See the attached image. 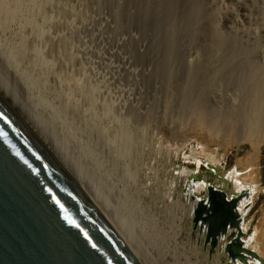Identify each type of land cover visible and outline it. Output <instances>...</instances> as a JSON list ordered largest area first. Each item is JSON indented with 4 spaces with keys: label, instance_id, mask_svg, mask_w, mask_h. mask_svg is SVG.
I'll list each match as a JSON object with an SVG mask.
<instances>
[{
    "label": "rangeland",
    "instance_id": "rangeland-1",
    "mask_svg": "<svg viewBox=\"0 0 264 264\" xmlns=\"http://www.w3.org/2000/svg\"><path fill=\"white\" fill-rule=\"evenodd\" d=\"M0 80L115 201L152 264L167 261L142 234L139 192L174 231L177 206H164L177 179L233 194L236 169L264 206V0H0ZM260 216L246 238L264 259ZM203 241H184L176 264H227Z\"/></svg>",
    "mask_w": 264,
    "mask_h": 264
},
{
    "label": "water",
    "instance_id": "water-1",
    "mask_svg": "<svg viewBox=\"0 0 264 264\" xmlns=\"http://www.w3.org/2000/svg\"><path fill=\"white\" fill-rule=\"evenodd\" d=\"M182 186L197 232L228 264H264L250 247V186ZM203 193V194H201ZM189 197V199L187 198ZM233 237L226 240L229 235ZM0 264H152L133 231L94 192L65 151L0 80Z\"/></svg>",
    "mask_w": 264,
    "mask_h": 264
},
{
    "label": "bare ground",
    "instance_id": "bare-ground-1",
    "mask_svg": "<svg viewBox=\"0 0 264 264\" xmlns=\"http://www.w3.org/2000/svg\"><path fill=\"white\" fill-rule=\"evenodd\" d=\"M243 5V4H242ZM240 6V5H239ZM239 9H240V7H239ZM241 10V13H240V16H241V21H245L246 19H247V15H246V12H245V9H240ZM239 16V17H240ZM5 80V79H4ZM7 82V81H6ZM8 83V82H7ZM9 84V83H8ZM6 87H7V84H6ZM8 88V87H7ZM15 92V91H14ZM17 93V92H16ZM14 95H15V93H14ZM18 95V94H17ZM18 99H19V97H18ZM21 99V98H20ZM22 104L24 105V103H23V101H22ZM25 106V105H24ZM26 107V106H25ZM261 115V114H260ZM252 117H254V116H252ZM253 119V118H252ZM254 121V120H253ZM257 122V121H256ZM262 123V122H261ZM246 134V133H245ZM250 134V133H249ZM251 136H253L252 134H251ZM251 138H249L248 140H250ZM254 139V138H253ZM258 140V139H257ZM251 142V141H250ZM262 143H264V141L262 142ZM253 144V143H252ZM256 148L258 149V147L260 146V143L258 142H256ZM257 152V151H256ZM209 158V160H212L211 159V157L210 156H208ZM213 163H215V162H213ZM82 170V169H81ZM89 173V172H88ZM178 173V172H177ZM241 175H242V173L241 172H239V171H237L236 169H234V170H232L231 171V173L229 174V178H230V180L231 181H234L233 183H234V187L236 188V190H243L247 185L243 182V180L240 178L241 177ZM83 176H85V175H83ZM85 178V177H84ZM86 179V181L87 182H89V180H87V178H85ZM90 185V184H89ZM185 185V184H184ZM204 181H193L192 182V186H191V189H192V191H196V192H200V191H202L203 190V188H204ZM91 186V185H90ZM179 186H183V185H180L179 183H178V181L177 180H175V181H173L172 182V184H171V188H170V192L168 193L169 195H168V197L170 196V198L168 199V205L167 204H165V206H164V208H167V209H171L172 207H174L175 205L177 206V208H176V212L178 213V219H176L172 224H170V225H172L171 227H175V224H176V228H175V231H174V229L172 228V229H168L167 227H165V228H163V226L161 225V224H159V221H158V218H160L161 217V215L162 214H160L161 212H160V206L158 205H156V206H154L153 208L151 207V206H148V204H146V199H147V197H146V195L147 194H145V193H143V191H141V192H139L140 193V196H139V198H138V202H139V204H137V205H140L139 206V208H137V206L135 207V208H137L138 209V211L137 212H140L139 214L142 216H139V217H141L142 219H141V227H142V231H144L142 234H146V231H147V233H151V234H148L150 237V240L154 243V244H156V251L157 252H159L161 255H162V257L164 258V261H167L166 263L167 264H176V262L177 263H179V261H180V259H182V257H183V259H185V260H187L186 258H188L187 256H188V253L185 251V254L187 255V256H185V254L184 255H178V254H176L177 252H180V251H182V253L184 252L183 251V249H182V247H183V245H184V241H185V244L186 245H189V247H191L190 249H192L193 247H195L194 246V244H196L195 242H197L198 240H199V242L203 239V238H201V237H203V236H201L200 237V235L198 234V235H194V237H193V235H192V239L194 240V243L193 244H191V238H190V235H189V232L187 231V233L185 232V234L179 229L180 227L179 226H181L183 223H190L189 222V218H191V214H192V208H193V206H194V204H195V201L194 200H191V199H189V197H187L189 200H190V202L188 203V205L186 204L187 203V201L185 200V196L184 195H181V197H180V193H178V187ZM161 187V186H160ZM250 188H252L251 190L252 191H254V194H255V190H254V188L251 186ZM103 189V188H102ZM106 189V188H105ZM163 189V188H162ZM104 191V190H103ZM102 191V192H103ZM97 192V191H96ZM159 192V191H158ZM161 192V191H160ZM98 193H99V191H98ZM97 193V195L100 197V198H103V197H101V195H102V193H100V194H98ZM111 194V193H110ZM254 194L252 195V197L250 198V199H243L244 201H245V203H246V205L247 204H249V202H251V200H253L252 198H253V196H254ZM104 196V195H103ZM107 195H105L104 197H106ZM125 197V196H124ZM155 197V196H154ZM157 197V196H156ZM176 197H177V202H175L176 201ZM108 198V197H107ZM120 198H122V197H120ZM159 198H160V196H159ZM111 198H109L108 200H110ZM127 199V198H126ZM182 199V200H181ZM105 202L107 201V200H104ZM113 202H115L114 200H112ZM112 201L110 202V203H108V204H111L112 203ZM122 201V200H121ZM183 202V204H185L186 206H185V209L183 208V205H182V202ZM153 202V201H152ZM159 202H160V200H159ZM252 202H254V200L252 201ZM127 203V202H126ZM130 203V202H129ZM128 203V204H129ZM135 203H137V202H134V204ZM158 203V202H157ZM156 203V204H157ZM175 203V204H174ZM107 204V205H108ZM118 204V203H117ZM131 204V203H130ZM133 205V204H132ZM171 205V206H170ZM174 205V206H173ZM245 205V204H244ZM124 206V205H123ZM153 206V205H152ZM126 207V206H125ZM142 207H144L145 209H147V211L145 212L144 210H142ZM180 207H182V208H180ZM115 208H117V207H115ZM114 208V210H113V212L116 214V209ZM132 209H134V208H132ZM131 209V210H132ZM162 209V208H161ZM129 210V209H128ZM135 210V209H134ZM133 210V211H134ZM175 210V209H174ZM118 211V210H117ZM123 211V210H122ZM119 212V211H118ZM120 212H121V209H120ZM189 212V213H188ZM132 213V212H131ZM134 213H136V212H134ZM186 213L189 215L188 217L189 218H185V215H186ZM119 214V213H118ZM120 215V214H119ZM118 215V216H119ZM135 216H137L136 214H134ZM124 216V215H123ZM134 216V217H135ZM136 218V217H135ZM138 218V217H137ZM139 219V218H138ZM138 219H137V222H138V224H140V220L138 221ZM127 222H128V220H127ZM170 222V221H169ZM165 224V223H164ZM165 229V230H164ZM181 231V232H180ZM186 231V230H185ZM191 234H192V232H191ZM135 235V234H134ZM197 237H200L201 239H198ZM146 238V237H145ZM149 238H147V239H149ZM197 238V239H196ZM146 239V240H147ZM139 240V239H138ZM182 241V242H181ZM181 242V243H180ZM147 243V242H146ZM181 246H180V245ZM197 245V244H196ZM253 248H255L256 249V247L255 246H253ZM189 249V248H188ZM187 249V250H188ZM195 249V248H194ZM196 250V249H195ZM257 250V249H256ZM146 251V250H145ZM146 253H148L147 251H146ZM192 253V252H191ZM196 254V253H195ZM201 254V253H200ZM149 255V254H148ZM218 255H219V253H218ZM151 256V255H150ZM176 256H178V257H176ZM195 257V256H194ZM200 257V256H199ZM153 258V257H152ZM197 258V257H196ZM202 258V257H201ZM153 260V259H152ZM200 259H198V261H199ZM218 260V259H217ZM156 262V261H155ZM200 262V261H199ZM198 263V262H197ZM196 263V264H197ZM205 263V262H204ZM254 264H256L255 262H254Z\"/></svg>",
    "mask_w": 264,
    "mask_h": 264
},
{
    "label": "crops",
    "instance_id": "crops-1",
    "mask_svg": "<svg viewBox=\"0 0 264 264\" xmlns=\"http://www.w3.org/2000/svg\"><path fill=\"white\" fill-rule=\"evenodd\" d=\"M241 178V177H240ZM221 188V187H220ZM253 188L255 189V187L253 186ZM221 189H223V190H227V189H225V188H221ZM260 193V192H259ZM256 193L254 194V196H253V200H254V204H253V208H254V211L252 212V213H254V215H253V217H251V219H253L254 218V220H253V222H257V218H259V221H258V226H256L255 225V228L254 229H258V228H260L261 227V219H262V217L260 216V214L261 213H263V218H264V206L263 207H261V205H259L258 207H256L255 205H256ZM248 220V219H247ZM256 247V246H255ZM225 258H227V256H225Z\"/></svg>",
    "mask_w": 264,
    "mask_h": 264
},
{
    "label": "flooded vegetation",
    "instance_id": "flooded-vegetation-1",
    "mask_svg": "<svg viewBox=\"0 0 264 264\" xmlns=\"http://www.w3.org/2000/svg\"><path fill=\"white\" fill-rule=\"evenodd\" d=\"M177 181H178V183L180 184V185H184L185 183H186V180H180V179H177ZM243 204H245L246 205V203H245V201L243 200ZM253 248V247H252ZM252 264H254V263H252Z\"/></svg>",
    "mask_w": 264,
    "mask_h": 264
},
{
    "label": "built area",
    "instance_id": "built-area-1",
    "mask_svg": "<svg viewBox=\"0 0 264 264\" xmlns=\"http://www.w3.org/2000/svg\"><path fill=\"white\" fill-rule=\"evenodd\" d=\"M230 236H231V235H229L228 238H226V240H229V239L231 238ZM229 237H230V238H229Z\"/></svg>",
    "mask_w": 264,
    "mask_h": 264
}]
</instances>
